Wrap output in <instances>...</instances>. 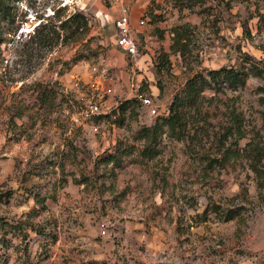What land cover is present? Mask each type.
<instances>
[{
  "label": "rangeland",
  "instance_id": "rangeland-1",
  "mask_svg": "<svg viewBox=\"0 0 264 264\" xmlns=\"http://www.w3.org/2000/svg\"><path fill=\"white\" fill-rule=\"evenodd\" d=\"M8 3L0 264H264V0ZM124 6L136 60L114 43ZM222 66L245 67L244 84H206L182 109L185 127L164 126L157 153L144 155L140 127L192 74ZM119 142V163L102 161Z\"/></svg>",
  "mask_w": 264,
  "mask_h": 264
},
{
  "label": "trees",
  "instance_id": "trees-1",
  "mask_svg": "<svg viewBox=\"0 0 264 264\" xmlns=\"http://www.w3.org/2000/svg\"><path fill=\"white\" fill-rule=\"evenodd\" d=\"M174 2H176V4L182 8L184 6H192L197 2V0H174ZM8 7V0H0V14L7 16L9 14ZM69 20H72L77 28L86 24L85 16L79 11L72 13ZM181 32L180 35L179 32H177L178 38H176V41L178 43L181 42V38L184 37V34ZM179 48L180 47H178V49ZM245 60L247 61L249 58H246ZM244 68L245 67L234 68L222 66L218 69L209 70L207 75H204L201 72H195L190 77H188L184 87L174 95L173 99L169 103L167 112L164 114H158L152 125H144L140 127L139 136L144 139L141 149L142 153L147 156H152L157 153L158 149L156 148V144L163 132L164 126H166L168 131H170L172 134L177 132L176 130H181L183 127H185L182 109L187 105L194 104L196 97L199 96L206 84L213 82L216 85H220L222 82H226L229 86L233 87L244 84L248 75V72ZM254 68L256 69L257 67L254 64H250L249 71L253 70ZM260 100V103L264 105V96L260 97ZM133 101L134 99H125L118 105V109H114V112H118V117L120 120L123 119V114L126 112L127 107L133 103ZM125 150L126 149L122 146L121 142H119L116 146V149L113 152L103 155L101 160L105 162L119 163L120 158ZM3 196L4 194L0 193V199ZM24 234L25 236L27 235V233ZM23 249L25 252L27 251L28 243L23 245ZM27 264H31V262H28Z\"/></svg>",
  "mask_w": 264,
  "mask_h": 264
},
{
  "label": "built area",
  "instance_id": "built-area-1",
  "mask_svg": "<svg viewBox=\"0 0 264 264\" xmlns=\"http://www.w3.org/2000/svg\"><path fill=\"white\" fill-rule=\"evenodd\" d=\"M143 20L140 19L139 23ZM135 26L131 23L130 15L127 9L122 7L121 13L115 18V37L114 43L119 47L131 60H136L139 57L140 51L136 37L133 33ZM104 61L103 57L100 58V63ZM109 79H113L112 76ZM111 90V88H108ZM135 96L139 99L141 105L149 106L152 105L151 98L144 95L143 93H136ZM97 107V103L94 104V108ZM159 112L155 107H151L149 110V115H157Z\"/></svg>",
  "mask_w": 264,
  "mask_h": 264
},
{
  "label": "crops",
  "instance_id": "crops-1",
  "mask_svg": "<svg viewBox=\"0 0 264 264\" xmlns=\"http://www.w3.org/2000/svg\"><path fill=\"white\" fill-rule=\"evenodd\" d=\"M132 18H133V17H132V14L130 13V20H131V22H132Z\"/></svg>",
  "mask_w": 264,
  "mask_h": 264
}]
</instances>
